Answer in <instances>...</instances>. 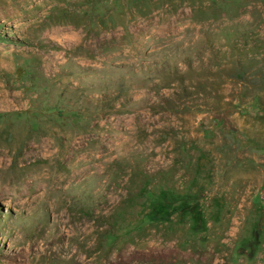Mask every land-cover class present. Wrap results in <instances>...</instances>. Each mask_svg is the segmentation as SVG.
I'll use <instances>...</instances> for the list:
<instances>
[{"label":"rangeland","instance_id":"obj_1","mask_svg":"<svg viewBox=\"0 0 264 264\" xmlns=\"http://www.w3.org/2000/svg\"><path fill=\"white\" fill-rule=\"evenodd\" d=\"M0 264H264V0H0Z\"/></svg>","mask_w":264,"mask_h":264},{"label":"trees","instance_id":"obj_2","mask_svg":"<svg viewBox=\"0 0 264 264\" xmlns=\"http://www.w3.org/2000/svg\"><path fill=\"white\" fill-rule=\"evenodd\" d=\"M161 213L160 210H154V219H163V217H161ZM163 216H167V215H163Z\"/></svg>","mask_w":264,"mask_h":264}]
</instances>
